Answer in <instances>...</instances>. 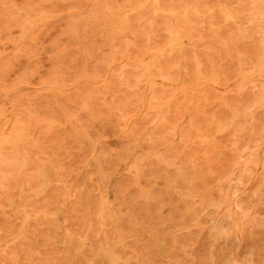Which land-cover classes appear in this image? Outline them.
<instances>
[{
	"label": "rangeland",
	"instance_id": "obj_1",
	"mask_svg": "<svg viewBox=\"0 0 264 264\" xmlns=\"http://www.w3.org/2000/svg\"><path fill=\"white\" fill-rule=\"evenodd\" d=\"M0 264H264V0H0Z\"/></svg>",
	"mask_w": 264,
	"mask_h": 264
},
{
	"label": "bare ground",
	"instance_id": "obj_2",
	"mask_svg": "<svg viewBox=\"0 0 264 264\" xmlns=\"http://www.w3.org/2000/svg\"><path fill=\"white\" fill-rule=\"evenodd\" d=\"M164 83V82H163Z\"/></svg>",
	"mask_w": 264,
	"mask_h": 264
}]
</instances>
